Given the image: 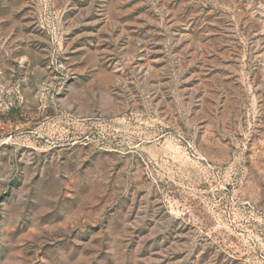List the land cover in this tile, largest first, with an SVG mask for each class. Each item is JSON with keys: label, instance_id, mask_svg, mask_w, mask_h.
I'll list each match as a JSON object with an SVG mask.
<instances>
[{"label": "rangeland", "instance_id": "obj_1", "mask_svg": "<svg viewBox=\"0 0 264 264\" xmlns=\"http://www.w3.org/2000/svg\"><path fill=\"white\" fill-rule=\"evenodd\" d=\"M0 264H264V0H0Z\"/></svg>", "mask_w": 264, "mask_h": 264}]
</instances>
